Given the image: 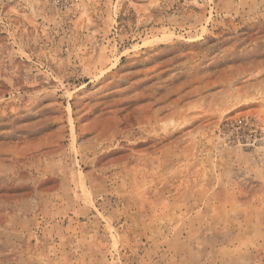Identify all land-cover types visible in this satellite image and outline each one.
Returning <instances> with one entry per match:
<instances>
[{"label":"rangeland","instance_id":"obj_1","mask_svg":"<svg viewBox=\"0 0 264 264\" xmlns=\"http://www.w3.org/2000/svg\"><path fill=\"white\" fill-rule=\"evenodd\" d=\"M0 264H264V0H0Z\"/></svg>","mask_w":264,"mask_h":264}]
</instances>
